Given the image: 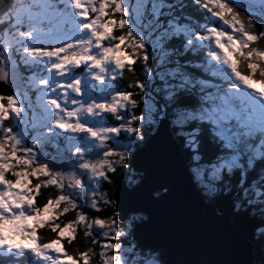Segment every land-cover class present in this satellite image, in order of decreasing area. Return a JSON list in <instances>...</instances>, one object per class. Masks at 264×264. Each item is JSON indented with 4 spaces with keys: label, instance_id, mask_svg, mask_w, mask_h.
Returning <instances> with one entry per match:
<instances>
[{
    "label": "snow or ice",
    "instance_id": "obj_1",
    "mask_svg": "<svg viewBox=\"0 0 264 264\" xmlns=\"http://www.w3.org/2000/svg\"><path fill=\"white\" fill-rule=\"evenodd\" d=\"M61 3L9 0L0 13V81L14 90L0 94V264H92L94 255L137 264L134 249L108 242L126 236L116 217L93 213L111 203L102 191L109 173L127 169L130 154L162 130L185 149L201 199L231 194L230 211L264 220V0H244L259 15L247 23L238 0ZM138 61L145 82L119 86ZM152 75L158 98L149 97L147 116L137 114ZM53 144L59 159L49 161ZM42 189L57 194L38 204ZM44 229L54 237H41ZM81 229L98 253L67 251Z\"/></svg>",
    "mask_w": 264,
    "mask_h": 264
},
{
    "label": "water",
    "instance_id": "obj_2",
    "mask_svg": "<svg viewBox=\"0 0 264 264\" xmlns=\"http://www.w3.org/2000/svg\"><path fill=\"white\" fill-rule=\"evenodd\" d=\"M54 158L59 155L49 161ZM130 164L141 180L129 186L120 179L112 200L119 221L131 212L142 214L131 227L139 246L163 248V264H255L252 242L226 213L217 214L216 206L198 195L173 137L163 130L148 137L142 150L130 154Z\"/></svg>",
    "mask_w": 264,
    "mask_h": 264
},
{
    "label": "trees",
    "instance_id": "obj_3",
    "mask_svg": "<svg viewBox=\"0 0 264 264\" xmlns=\"http://www.w3.org/2000/svg\"><path fill=\"white\" fill-rule=\"evenodd\" d=\"M8 2H9V0H0V13H2L5 4H7ZM236 10H237L239 16L244 20L245 23H247L248 17H251V19H253V21H255V22H257V19H259V16L255 15L254 13H250V12L246 11V4H245V7H237ZM0 25H2V24H0ZM114 34L119 35L120 32L117 30L114 32ZM257 46L258 47H264V41H260V43ZM141 64H142V61H138L134 65V67L136 68V72L134 74L125 72L124 77H123V82L119 86L127 88L128 83L133 82L134 80H137V79L140 80L141 82H145L144 81V74H142V72L140 71ZM19 69L24 74L25 80L27 79V77L29 75H31L30 73H28V71L26 70L24 65L21 64L19 66ZM201 71L202 72L204 71L203 68H201ZM205 75L207 76L208 79L213 80L211 82H216V81L220 80L219 77L212 76L210 72L205 73ZM154 81H155V79H154ZM222 82L225 83L224 81H222ZM155 83L156 84L159 83V80L156 79ZM146 88H149V90L151 91L148 84H147ZM146 88L144 89V94H145ZM10 90H12V89H10L4 82L0 81V94L10 95L11 93H13ZM128 90H131V89H128ZM156 96H157V94H156ZM133 99H136L139 101L141 99V97L137 94V95L133 96ZM5 103H6V101H5ZM142 109H143V113H144V111H145V104L144 103H141V105L139 107H137L134 111L137 114H141ZM182 154H183L185 160L187 161V153H186L184 148H182ZM202 154L204 156L205 161H208L211 159V155L207 151H205L203 147H202ZM128 163H129V167L132 168V166L130 164V156H129ZM136 177H137L136 182L140 181L141 180V173L138 172L136 174ZM127 178H128V171L122 170L119 167L117 168V171L115 173H109L110 182H108V181L103 182V187L106 190H108L107 198L110 200L111 203L109 206L105 207L102 212L93 213V214L100 215L102 217L114 215L118 220V213L114 210V202L112 200V193H113V189L115 187V184L120 179H125L127 181L128 185L135 184V183L129 184V181L127 180ZM250 179H251V176H250ZM33 183H35V181H33ZM41 193H42L41 196L37 200L38 204L42 203L47 198V196L49 194H51L52 196H55L57 194L55 189H53L51 193H49L47 190L42 189ZM223 199L227 200L226 203H224ZM220 201H222L225 205H228L231 202V194H229L228 196L219 197L217 199V201L215 203H212V204L216 206V208L218 209L219 212L224 211V210L227 211V213L229 214V216L231 217V219L235 225L236 230L241 232L245 237H247L252 242L253 252H254L253 254L255 257V263L256 264H264V246H262V244H261V241L263 240L262 237L260 235H254L251 232L250 228L246 227L243 223H240L238 221V218H237L238 216H240V214H235L234 212L230 211L227 206L221 205L219 203ZM85 211H88V210L85 209ZM242 214H244L243 218L249 221V223L251 224L250 226H252L253 223H254V226H259L260 223H261V225H264V220L261 219L259 212H255L253 215H252V213H242ZM73 215H74V213L70 212L65 217H63L62 219L63 220L71 219L73 217ZM135 219H136L135 213L131 212L127 215L125 220L120 221V222H123L127 227V229L125 230V232H126L125 238L117 240L121 245H124L125 243H130L129 241H130V237H132V233H131V226L129 224V221H135ZM127 233H130V234H127ZM39 234L43 238H53L54 237V234H52L47 229L41 230L39 232ZM65 247H66L67 251H69V252H73L76 249L83 251L87 247L94 248L95 252H97V253L99 252L98 245H95V246L92 245L90 242V239L87 242L85 241V239L83 237V230L82 229L80 230L79 234L77 235L76 241L71 246L65 245ZM145 251L155 252L156 253L155 258H157L160 261V264H163V259H164L163 248H144V247H141V246L137 245L136 243H134V253L133 254L135 257L137 254V257H136V259L138 261L137 264H144V261H145L144 257H145V255L148 254ZM131 256H132V254H130V258H131ZM94 258H96V261H94ZM98 259H100L99 256L94 255L92 258V264H101V261Z\"/></svg>",
    "mask_w": 264,
    "mask_h": 264
},
{
    "label": "rangeland",
    "instance_id": "obj_4",
    "mask_svg": "<svg viewBox=\"0 0 264 264\" xmlns=\"http://www.w3.org/2000/svg\"><path fill=\"white\" fill-rule=\"evenodd\" d=\"M26 2L27 3H41V2H43V0H26ZM127 2L129 3V5H131V4H134L135 3V0H127ZM56 3H57V5L58 6H61L62 7V3H61V0H56ZM238 3H240L242 6H239V7H245V4L246 3H244V0H238ZM235 11L237 12V10L235 9ZM238 13V12H237ZM255 15H257V16H259L258 14H256V13H254ZM239 15V14H238ZM116 18H119L118 17V15H117V17ZM259 21V19H257V22ZM7 27V25H6V23L3 25H0V31H2L4 28H6ZM148 51H149V53H151V48H149L148 49ZM13 59L14 60H18V57H13ZM149 65H150V67H149V72L150 73H152V74H154L156 71H157V69H156V67H155V65L153 64V62L151 61V60H149ZM28 73H30V72H28ZM31 74V73H30ZM142 74H144V73H142ZM154 79H155V81H154ZM156 79H158L157 77H155L154 75H152V76H150V78L148 79V81H147V84H148V86L150 87V89H151V91L149 90V88H146V91H145V96L143 97V101H144V104H145V111H144V115L145 116H147V114H148V107H149V105H148V101H149V97H157L158 98V94L155 92V89H156V87L159 85V83H155L156 82ZM209 80V82L210 83H212V84H214V85H217V86H221V87H227V85L225 84V83H223L221 80H218V81H216V82H211V81H213V80H210V79H208ZM156 84V85H155ZM23 91V90H22ZM156 94H157V96H156ZM11 123H12V121L11 120H9V121H6L5 122V126H9V125H11ZM29 139H30V137H29ZM46 152H47V156L49 157V155L51 154V153H55L56 152V145L55 144H53L52 146H51V149H46L45 150ZM62 152H66V151H64L63 149L61 150ZM67 153V152H66ZM119 167V166H118ZM117 167V168H118ZM122 170H127L128 171V178H127V180L129 181V184H133V183H136V181H137V177H136V174L138 173V172H136L135 170H133L131 167H128L127 169H122ZM10 178V177H9ZM102 184H103V182H102ZM102 191L104 192V193H106V195H108V190H106L103 186H102ZM224 200V203H226V199H223ZM221 205H223V206H227V205H225L222 201H220L219 202ZM228 209V208H227ZM217 212V214L218 213H223V211H221V212H219L218 210L216 211ZM225 212H227L226 210H224V213ZM236 214V213H235ZM95 215V214H94ZM243 215L244 214H242V213H240V216H238L237 218H238V221L240 222V223H243L246 227H248V228H250L251 229V232L254 234V235H260L261 237H262V239L264 240V225H261V223H260V225L259 226H254V223H253V225L252 226H250L251 224L249 223V221L248 220H246V219H244L243 218ZM253 215V214H252ZM98 216H100V215H98ZM112 216V215H111ZM140 216H142V214L141 213H135V217H136V219H138ZM102 217V216H101ZM135 219V220H136ZM116 220H117V218H116ZM243 221V222H242ZM117 227L118 228H120V229H123V230H126L127 229V227H126V225L123 223V222H120V221H118L117 220ZM260 230V231H257V230ZM40 235V234H39ZM100 240H102V237L101 238H99ZM108 242H113V243H119L117 240H115V241H108ZM130 243H125L123 246H125L126 248H132V249H134V243H136L135 241H134V239H133V237H130V241H129ZM120 244V243H119ZM137 244V243H136ZM138 245V244H137ZM98 250H100L99 249V246H98ZM253 251V250H252ZM146 253H148L147 255H145V257H144V259L145 260H158L157 258H155V256H156V253L155 252H153V251H145ZM134 253V252H133ZM133 253H131L132 254V256H134V254ZM254 253V252H253ZM110 254H113V253H110ZM136 257H137V254H136ZM98 260H100V259H98ZM94 261H96V258H94ZM101 261V260H100ZM159 261V260H158ZM160 262V261H159ZM254 262H255V257H254ZM137 263H138V261H137ZM256 264V263H255Z\"/></svg>",
    "mask_w": 264,
    "mask_h": 264
},
{
    "label": "flooded vegetation",
    "instance_id": "obj_5",
    "mask_svg": "<svg viewBox=\"0 0 264 264\" xmlns=\"http://www.w3.org/2000/svg\"><path fill=\"white\" fill-rule=\"evenodd\" d=\"M4 25V24H3ZM10 91H14V90H10ZM12 94V93H11ZM29 95H31V97H32V100H33V102H35V95L32 93V92H29ZM130 226H131V224H130Z\"/></svg>",
    "mask_w": 264,
    "mask_h": 264
},
{
    "label": "bare ground",
    "instance_id": "obj_6",
    "mask_svg": "<svg viewBox=\"0 0 264 264\" xmlns=\"http://www.w3.org/2000/svg\"><path fill=\"white\" fill-rule=\"evenodd\" d=\"M129 186H131V185H129ZM225 213H226L227 218H231L227 212H225Z\"/></svg>",
    "mask_w": 264,
    "mask_h": 264
},
{
    "label": "clouds",
    "instance_id": "obj_7",
    "mask_svg": "<svg viewBox=\"0 0 264 264\" xmlns=\"http://www.w3.org/2000/svg\"><path fill=\"white\" fill-rule=\"evenodd\" d=\"M131 227H132V224H131Z\"/></svg>",
    "mask_w": 264,
    "mask_h": 264
}]
</instances>
